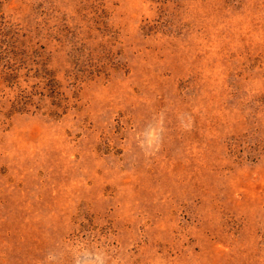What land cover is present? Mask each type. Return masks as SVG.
<instances>
[{"label":"rangeland","instance_id":"rangeland-1","mask_svg":"<svg viewBox=\"0 0 264 264\" xmlns=\"http://www.w3.org/2000/svg\"><path fill=\"white\" fill-rule=\"evenodd\" d=\"M0 264H264V0H0Z\"/></svg>","mask_w":264,"mask_h":264}]
</instances>
